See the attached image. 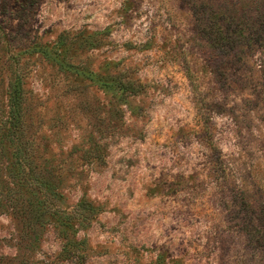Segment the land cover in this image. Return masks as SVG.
Here are the masks:
<instances>
[{"label":"rangeland","instance_id":"obj_1","mask_svg":"<svg viewBox=\"0 0 264 264\" xmlns=\"http://www.w3.org/2000/svg\"><path fill=\"white\" fill-rule=\"evenodd\" d=\"M0 264H264V0H0Z\"/></svg>","mask_w":264,"mask_h":264},{"label":"trees","instance_id":"obj_2","mask_svg":"<svg viewBox=\"0 0 264 264\" xmlns=\"http://www.w3.org/2000/svg\"><path fill=\"white\" fill-rule=\"evenodd\" d=\"M225 31H221V39L222 42L224 41V45L228 44L231 41L232 35H227V28H224ZM241 32L239 36L250 38L252 34L248 32ZM232 36V37H231ZM107 89L121 92V94L125 95H136L141 93L142 86L135 81L127 80L125 82H121L120 80L116 81L114 86L113 84H105ZM20 87H12L11 94L9 96V109H10V117H9V131L7 135L9 138L15 142L16 150L18 158L21 159L22 154L21 152L27 149L26 143L23 141V116L24 111L27 109L25 100L21 96ZM23 160V159H22ZM50 175L53 176V172H49ZM85 209V208H84ZM79 210H77L78 212ZM78 216H75L80 220L82 226L84 227L86 222H89L90 219L93 217V212L88 210L87 212L84 210H80Z\"/></svg>","mask_w":264,"mask_h":264}]
</instances>
